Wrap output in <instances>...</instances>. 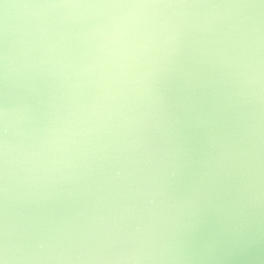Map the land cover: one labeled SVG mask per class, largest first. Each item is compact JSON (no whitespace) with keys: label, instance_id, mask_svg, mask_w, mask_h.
<instances>
[{"label":"clouds","instance_id":"9594fccd","mask_svg":"<svg viewBox=\"0 0 264 264\" xmlns=\"http://www.w3.org/2000/svg\"><path fill=\"white\" fill-rule=\"evenodd\" d=\"M0 264H264V0H0Z\"/></svg>","mask_w":264,"mask_h":264}]
</instances>
